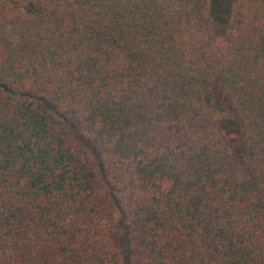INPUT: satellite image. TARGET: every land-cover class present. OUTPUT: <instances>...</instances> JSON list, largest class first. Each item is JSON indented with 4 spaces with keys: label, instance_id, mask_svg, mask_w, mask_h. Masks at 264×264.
Wrapping results in <instances>:
<instances>
[{
    "label": "trees",
    "instance_id": "obj_1",
    "mask_svg": "<svg viewBox=\"0 0 264 264\" xmlns=\"http://www.w3.org/2000/svg\"><path fill=\"white\" fill-rule=\"evenodd\" d=\"M117 226L264 264V0H0V264H119Z\"/></svg>",
    "mask_w": 264,
    "mask_h": 264
},
{
    "label": "rangeland",
    "instance_id": "obj_2",
    "mask_svg": "<svg viewBox=\"0 0 264 264\" xmlns=\"http://www.w3.org/2000/svg\"><path fill=\"white\" fill-rule=\"evenodd\" d=\"M224 1L227 2L228 0H224ZM224 8L222 7L221 10H224ZM219 13L220 12H218L216 16L220 17L218 15ZM231 112H232L231 117L228 120L227 124L225 125V135L228 137V141L230 143V149H231L230 152L232 154L233 159L237 161L239 164H243L247 158L245 153V147L242 139L240 138L237 132L238 127H237L236 117L233 114L232 110ZM77 140L78 139L73 134L72 141L77 143ZM87 153H88L87 157L93 163H96L94 158L92 157L91 152L87 151ZM99 186H100V190L104 191V185L102 181H99ZM112 241L114 242L113 244L117 249V255H119L121 258L119 264H125V260L128 262V264H142L143 261L142 252L134 245H130V246L126 245L124 231L121 227L117 226V228H115L114 232L112 233ZM126 252L128 253V255L126 254Z\"/></svg>",
    "mask_w": 264,
    "mask_h": 264
}]
</instances>
